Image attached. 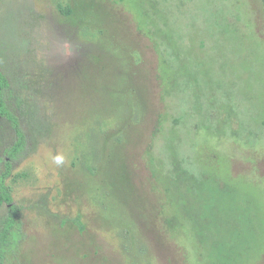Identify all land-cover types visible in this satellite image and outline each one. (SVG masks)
<instances>
[{"label":"rangeland","instance_id":"obj_1","mask_svg":"<svg viewBox=\"0 0 264 264\" xmlns=\"http://www.w3.org/2000/svg\"><path fill=\"white\" fill-rule=\"evenodd\" d=\"M138 26L180 58L174 114H233L246 132L200 126L182 147L194 174L239 190L236 237L213 252L154 176L152 161L169 159L167 109ZM0 69L25 99L30 139L7 181L23 210L5 264H264L263 0H0ZM13 140L0 116V159Z\"/></svg>","mask_w":264,"mask_h":264},{"label":"trees","instance_id":"obj_2","mask_svg":"<svg viewBox=\"0 0 264 264\" xmlns=\"http://www.w3.org/2000/svg\"><path fill=\"white\" fill-rule=\"evenodd\" d=\"M135 23L140 25V22L136 19ZM139 28L146 31L147 36L151 38L155 46L156 53L159 54L161 96L165 97L164 103L167 109L163 116L164 121H162L160 133L162 134L163 132V138H166L168 143L165 149L169 159L168 162L159 158L157 161H152L155 170L154 176L158 185L162 182L160 187H163L162 191L167 196V199H171L173 205L181 199V204L183 205L181 206L182 211L179 213L188 220L186 225L190 226L189 222L192 225L196 224L195 228L198 229L195 230V233L203 248L208 253L213 252L209 249V246L217 245V239L224 234H229V239H235L236 237L237 203L234 195L239 193V190L233 178L227 179L225 185L222 186V178L217 173L202 170L200 173L194 174L186 166V157L182 147L190 139V136L193 137L192 135L195 131L192 128L200 126L206 127L212 133L229 138L239 135L247 137L246 132L240 128V132L233 133L232 120L235 121L237 119L233 114H225V116L219 117L216 111L204 113L207 119L201 125L199 124L201 112L197 117L195 112L191 113L189 110L180 111L175 109V111H180L181 114H174L172 106L175 105L174 101L178 97L181 85L180 82H176L178 76L171 74V66L173 70L178 69V71H181L179 66H174V63L178 62L180 58H178V54H175L174 50L167 46L168 41L164 47L162 40L157 38L155 40V38L151 37L152 31L150 27L149 29H144L138 26ZM182 76L187 77L183 73ZM180 77L178 79H181ZM175 103L179 108V102ZM25 110L26 102L24 97L17 92L8 77L0 69V116L9 123L14 132L13 142L6 146L0 159V207L3 205L8 207L7 214L0 219V264H5L7 249L11 245L12 233L22 230L20 216L23 207L15 202L12 189L7 184V181L12 176L14 167L21 164L30 152L29 135L21 119V115L25 113ZM163 126L166 131L163 130ZM174 214L176 215L177 212ZM172 221L174 222L173 218Z\"/></svg>","mask_w":264,"mask_h":264}]
</instances>
